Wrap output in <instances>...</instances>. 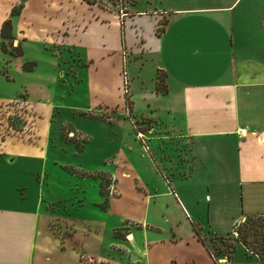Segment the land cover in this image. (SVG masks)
Segmentation results:
<instances>
[{
  "label": "crops",
  "instance_id": "0c3cea01",
  "mask_svg": "<svg viewBox=\"0 0 264 264\" xmlns=\"http://www.w3.org/2000/svg\"><path fill=\"white\" fill-rule=\"evenodd\" d=\"M109 15L114 53L121 64L131 56L122 94L127 110L143 116L135 135L168 176L148 148L154 197L131 204L97 185L94 197L68 200L48 185L42 192L45 142L35 153L29 142L4 140L0 264H264V0H146L131 8L123 0H0V23L10 17L11 41L21 48L0 63V76L17 82L0 99L51 101L63 48L91 63L108 56L101 26ZM32 43L47 50L45 74L44 55L27 54ZM23 158L41 165L13 167ZM94 165L93 173L104 170ZM251 219L259 221L260 249L248 235L238 238Z\"/></svg>",
  "mask_w": 264,
  "mask_h": 264
},
{
  "label": "rangeland",
  "instance_id": "374dc122",
  "mask_svg": "<svg viewBox=\"0 0 264 264\" xmlns=\"http://www.w3.org/2000/svg\"><path fill=\"white\" fill-rule=\"evenodd\" d=\"M145 1L137 0L135 5L130 0H123V3L131 8L143 6ZM104 20L101 27L108 56L91 63L82 56L83 53L77 52L76 47L63 48L54 69L56 82L50 86L51 101L29 102L24 99L23 93H18L12 99H0V143L4 140L19 141L27 148L25 142H29V147L36 153L41 152L42 149L38 147L45 142L47 158L42 165L48 168L49 173L43 182V194H47L48 185L58 195L69 197L68 200L92 198L99 185L104 196L113 194L114 199L132 204L133 201L154 197L157 191L154 182L150 181L146 160L149 153L144 143L157 160L155 167L159 175L160 168L166 176L168 174L148 140L142 136L143 143L135 135L136 129H143L144 123L140 121L143 116L140 111L127 110L126 94H122L121 69H124L129 81L131 56H125L121 64L120 56L114 53L117 41L114 20L110 15L105 16ZM9 41L3 38L7 50L14 45V40ZM35 45L26 46L27 54L34 50L44 55L38 57V71L45 74L50 68L46 60L47 50ZM86 48L88 46L81 47L83 51ZM7 55V52L0 50L2 66ZM156 79L157 88H161L163 78L160 72L156 73ZM16 89V81H7L0 76V96L6 98ZM96 161L104 170L93 173ZM40 165V159L23 158L17 159L13 167H27L35 172ZM36 176L33 174V177ZM38 177L41 181L42 174ZM69 210L74 213L78 208L70 205ZM237 232L239 239L244 234L248 235L250 244L260 249L262 242L257 219L246 220Z\"/></svg>",
  "mask_w": 264,
  "mask_h": 264
},
{
  "label": "trees",
  "instance_id": "16d2710c",
  "mask_svg": "<svg viewBox=\"0 0 264 264\" xmlns=\"http://www.w3.org/2000/svg\"><path fill=\"white\" fill-rule=\"evenodd\" d=\"M18 8L17 7H12L10 9V14H15L17 12ZM0 37L2 38V40L0 41V50L3 52H7L9 55H16V54H21V48L18 44L12 45L11 50H7L6 46L3 42V38L11 40L12 39V34H11V21H10V17L5 18L4 20H2V22L0 23ZM11 41H9L10 43ZM22 68L24 69H28L30 68L26 66L25 63H22ZM100 193L101 190H100ZM245 234L244 237L241 239H245ZM261 248V247H260Z\"/></svg>",
  "mask_w": 264,
  "mask_h": 264
},
{
  "label": "built area",
  "instance_id": "2783aa9c",
  "mask_svg": "<svg viewBox=\"0 0 264 264\" xmlns=\"http://www.w3.org/2000/svg\"><path fill=\"white\" fill-rule=\"evenodd\" d=\"M122 74H123V77H124V71H122ZM124 78H123V90L125 91V84H124ZM245 131V128L244 127H242V128H240L239 129V133H243ZM138 134V133H137ZM140 138H141V141L143 142V138H142V135H138ZM144 143V142H143ZM144 145V148L147 150L148 149V147H147V145L144 143L143 144ZM162 176L164 177V180L165 181H167V179H166V177H165V175L164 174H162Z\"/></svg>",
  "mask_w": 264,
  "mask_h": 264
},
{
  "label": "bare ground",
  "instance_id": "6f19581e",
  "mask_svg": "<svg viewBox=\"0 0 264 264\" xmlns=\"http://www.w3.org/2000/svg\"><path fill=\"white\" fill-rule=\"evenodd\" d=\"M141 135V134H140Z\"/></svg>",
  "mask_w": 264,
  "mask_h": 264
}]
</instances>
